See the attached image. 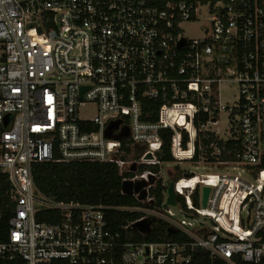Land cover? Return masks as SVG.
Instances as JSON below:
<instances>
[{
    "label": "built area",
    "instance_id": "1",
    "mask_svg": "<svg viewBox=\"0 0 264 264\" xmlns=\"http://www.w3.org/2000/svg\"><path fill=\"white\" fill-rule=\"evenodd\" d=\"M199 22L202 36L188 39L184 26ZM226 84L237 89L231 104ZM145 101L159 104L158 120ZM164 132L170 165L234 173H187L174 181L176 205L164 206L167 192L158 204L152 189L169 184L149 167L166 166ZM123 140L145 152L126 155ZM50 162L111 163L123 183L147 186L122 191L138 206L56 202L33 178ZM0 173L11 212L2 228L0 205V264H263L264 0H0ZM109 210L140 216L113 231ZM42 212L61 221L41 222ZM159 224L171 234L145 240Z\"/></svg>",
    "mask_w": 264,
    "mask_h": 264
},
{
    "label": "trees",
    "instance_id": "2",
    "mask_svg": "<svg viewBox=\"0 0 264 264\" xmlns=\"http://www.w3.org/2000/svg\"><path fill=\"white\" fill-rule=\"evenodd\" d=\"M163 5L166 2H187L195 3L220 1L228 2L229 0H159ZM145 111H155L152 121L158 120V103L145 101ZM163 146L162 151L158 153V158L163 165H170L175 162L171 151V134L169 132L162 133ZM126 140L122 141V148L126 151V155H132V158L139 159L145 152L144 147H136L132 149L126 147ZM222 145V142L220 143ZM229 149L234 146V142L228 143ZM195 161H199L196 157ZM163 166L149 167L153 172L159 173ZM145 167H142L144 170ZM172 180V174L169 173ZM129 176V175H127ZM34 183L38 190L49 199L56 202H76L85 205H105L109 207H132L138 206L139 202L132 196L122 194L123 176L120 174L118 167L111 163H88V162H72V163H39L33 166ZM186 183V182H184ZM194 183V182H192ZM163 181H159L152 189L151 194L156 197L158 204H162L164 193L167 187L163 185ZM10 189L6 176L0 173V205L5 210V217L1 223L2 228L8 225L10 216V206L7 193ZM109 226L113 231L121 230L128 222L137 219L140 215L130 212H118L109 210L107 213ZM61 213L59 212H42L38 215V220L44 223H57L61 221ZM171 234L169 228L163 224H159L153 231L147 235L145 240L156 241L158 235ZM264 264V259L262 261ZM53 264H66L62 261H56ZM223 264V263H219ZM250 264V263H243Z\"/></svg>",
    "mask_w": 264,
    "mask_h": 264
},
{
    "label": "rangeland",
    "instance_id": "3",
    "mask_svg": "<svg viewBox=\"0 0 264 264\" xmlns=\"http://www.w3.org/2000/svg\"><path fill=\"white\" fill-rule=\"evenodd\" d=\"M202 22L195 23V24H186L184 26L185 29V36L190 38H197L202 36V30H201ZM221 96H222V103L228 102L233 103L237 98V89L234 85L226 84L222 86L221 88ZM95 114L94 109H83L81 110V116L82 117H89L93 116ZM231 128V125L228 123V116L226 113L222 114L220 117V123L216 127V130H218V134L226 138V136L229 135V132L226 133V131H229ZM235 136V134H234ZM172 174V180H177L180 177L184 178L187 173L194 172L198 177H201L202 175H205L207 173L209 174H233L234 171L231 168H222L218 171H209L202 169V166L199 165V168H196V166L190 162H182L181 164L177 165H166L162 167V175L164 177V180L167 184L171 182V176ZM174 212L178 215L179 218H182V215L179 214V211L177 208H173Z\"/></svg>",
    "mask_w": 264,
    "mask_h": 264
},
{
    "label": "water",
    "instance_id": "4",
    "mask_svg": "<svg viewBox=\"0 0 264 264\" xmlns=\"http://www.w3.org/2000/svg\"><path fill=\"white\" fill-rule=\"evenodd\" d=\"M7 124H8V120L6 118V125ZM113 127H114V125H111L110 129ZM125 136H127V133L122 135V137H125ZM147 158H152V156L148 155ZM146 186H147V183L144 181L139 182L137 184H133L132 182H124L122 184V191L125 194L132 195L133 192L138 193ZM210 192H211L210 187H203L202 188V194H203L202 205H203V207H207ZM167 195H168V199H167V202L164 206L165 207H167L168 205L175 206L176 205V194H175V182L174 181H171L169 183V185L167 186ZM144 197L145 196H143L142 198H144ZM149 230L150 229L147 228L146 232H149Z\"/></svg>",
    "mask_w": 264,
    "mask_h": 264
},
{
    "label": "bare ground",
    "instance_id": "5",
    "mask_svg": "<svg viewBox=\"0 0 264 264\" xmlns=\"http://www.w3.org/2000/svg\"><path fill=\"white\" fill-rule=\"evenodd\" d=\"M194 181H195L194 178H192L191 182H194ZM182 183H184V182H182Z\"/></svg>",
    "mask_w": 264,
    "mask_h": 264
},
{
    "label": "crops",
    "instance_id": "6",
    "mask_svg": "<svg viewBox=\"0 0 264 264\" xmlns=\"http://www.w3.org/2000/svg\"><path fill=\"white\" fill-rule=\"evenodd\" d=\"M167 192V191H166Z\"/></svg>",
    "mask_w": 264,
    "mask_h": 264
}]
</instances>
